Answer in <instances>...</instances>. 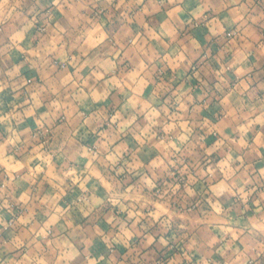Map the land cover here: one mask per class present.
Segmentation results:
<instances>
[{
  "label": "clouds",
  "instance_id": "9594fccd",
  "mask_svg": "<svg viewBox=\"0 0 264 264\" xmlns=\"http://www.w3.org/2000/svg\"><path fill=\"white\" fill-rule=\"evenodd\" d=\"M0 264H264V0H0Z\"/></svg>",
  "mask_w": 264,
  "mask_h": 264
}]
</instances>
